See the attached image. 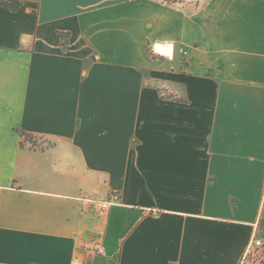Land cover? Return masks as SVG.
<instances>
[{"label":"crops","instance_id":"obj_1","mask_svg":"<svg viewBox=\"0 0 264 264\" xmlns=\"http://www.w3.org/2000/svg\"><path fill=\"white\" fill-rule=\"evenodd\" d=\"M20 1H0V264H241L264 214V0ZM115 191L103 216L87 201Z\"/></svg>","mask_w":264,"mask_h":264},{"label":"built area","instance_id":"obj_2","mask_svg":"<svg viewBox=\"0 0 264 264\" xmlns=\"http://www.w3.org/2000/svg\"><path fill=\"white\" fill-rule=\"evenodd\" d=\"M159 44L166 47H172V56L162 55L155 46L150 45V51L153 54L173 58L175 53V47L172 44L166 42H158ZM180 53L184 56H188V51L185 48L180 49ZM87 201L96 206L98 213L103 216L105 215L112 206L118 205L121 201L120 194L118 192H112L111 195L106 200H93L87 199ZM84 249L88 258H93L96 256H102L105 254L104 239L102 234H95L91 236L84 244ZM241 264H264V241L262 239H256L248 247L244 253Z\"/></svg>","mask_w":264,"mask_h":264},{"label":"trees","instance_id":"obj_3","mask_svg":"<svg viewBox=\"0 0 264 264\" xmlns=\"http://www.w3.org/2000/svg\"><path fill=\"white\" fill-rule=\"evenodd\" d=\"M1 4L10 10H17L21 7L22 3L20 0H0ZM22 136L26 141L33 142V138L26 133H23Z\"/></svg>","mask_w":264,"mask_h":264},{"label":"rangeland","instance_id":"obj_4","mask_svg":"<svg viewBox=\"0 0 264 264\" xmlns=\"http://www.w3.org/2000/svg\"><path fill=\"white\" fill-rule=\"evenodd\" d=\"M164 1H166L167 3H170V4H172V3H182V2H187V1H192V0H164ZM180 16H178V18H179ZM260 233H261V237H260V239H262L263 241H264V214H263V216H262V218H261V222H260Z\"/></svg>","mask_w":264,"mask_h":264},{"label":"bare ground","instance_id":"obj_5","mask_svg":"<svg viewBox=\"0 0 264 264\" xmlns=\"http://www.w3.org/2000/svg\"><path fill=\"white\" fill-rule=\"evenodd\" d=\"M153 46L157 48V50L162 53V55L172 56V47H164L163 45L159 44L158 42H153Z\"/></svg>","mask_w":264,"mask_h":264}]
</instances>
